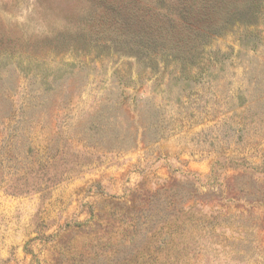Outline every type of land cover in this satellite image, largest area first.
<instances>
[{"label": "rangeland", "instance_id": "rangeland-1", "mask_svg": "<svg viewBox=\"0 0 264 264\" xmlns=\"http://www.w3.org/2000/svg\"><path fill=\"white\" fill-rule=\"evenodd\" d=\"M112 1L0 0V264H264V9L183 82Z\"/></svg>", "mask_w": 264, "mask_h": 264}, {"label": "trees", "instance_id": "trees-1", "mask_svg": "<svg viewBox=\"0 0 264 264\" xmlns=\"http://www.w3.org/2000/svg\"><path fill=\"white\" fill-rule=\"evenodd\" d=\"M263 9L264 0H174L160 12L138 0H113L108 27L119 33L111 35V47L135 58L154 76H161L160 64L163 70L172 65L173 72H178L174 80L194 82L189 70H203L204 46L210 38L223 35L235 24L255 26ZM217 59L214 55L212 60Z\"/></svg>", "mask_w": 264, "mask_h": 264}]
</instances>
